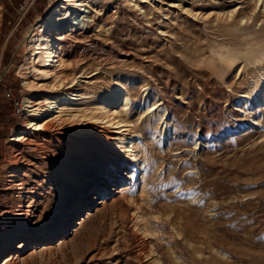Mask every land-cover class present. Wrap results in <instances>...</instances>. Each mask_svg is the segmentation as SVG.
<instances>
[{
	"label": "rangeland",
	"instance_id": "rangeland-1",
	"mask_svg": "<svg viewBox=\"0 0 264 264\" xmlns=\"http://www.w3.org/2000/svg\"><path fill=\"white\" fill-rule=\"evenodd\" d=\"M21 1L0 0V188L11 139L45 110L27 100L76 97L50 106L43 124L69 131L62 145L16 148L33 195L6 250L89 200L61 236L13 264H264V0H90L73 24L60 19L69 30L49 63L27 43L59 0H33L20 16ZM117 87L127 105L104 106ZM103 172L104 193L90 196Z\"/></svg>",
	"mask_w": 264,
	"mask_h": 264
},
{
	"label": "bare ground",
	"instance_id": "bare-ground-1",
	"mask_svg": "<svg viewBox=\"0 0 264 264\" xmlns=\"http://www.w3.org/2000/svg\"><path fill=\"white\" fill-rule=\"evenodd\" d=\"M90 3H91L90 0H59L49 10V12L43 16V21L37 25L34 35L29 39L27 43L31 51L38 52V57L42 63L48 62L52 60L53 58H56L58 60L60 59L62 38H63V35L69 30L68 27H64L61 24L60 19L64 18L68 21L69 24H73L75 19H79L80 14L85 13V10L87 9V7L89 8L91 7ZM80 19H84V17ZM30 57H32V55H30L29 53L28 60L30 59ZM25 66H28V64H25ZM122 79H123L122 83L129 85V86L130 85L132 86L136 84L137 82V80L132 78V76L125 77ZM26 86L29 87L30 84H27ZM123 90L124 89L122 87H117V88H113L109 90V92L103 95L101 99L102 101L101 103L104 106H108L109 104L112 105L113 103L114 104L117 103L121 105V107L126 106L127 101L124 98L125 93H123ZM73 97H76L74 96L73 93H65L63 95L52 97L51 99H44L43 101L39 103H34L33 101H30V99L27 100V103L29 104L28 108H33L36 105H41V108L44 107L45 110L40 112L39 114L36 113L37 112L36 110H31L30 112L32 114L37 115V117L34 118V116H30L31 117L30 119L32 118L34 119L27 122V125H28L27 131H25L22 135L16 134L11 139V141H13V144L10 146V149L8 151L9 153L7 156V162L9 163V170L6 172L5 176L3 177L4 179L2 178L3 182H1L2 185L0 188V200L2 201L4 200L6 204L3 210L0 212V217L3 220L2 228L0 232V260L5 255L7 254L9 255L7 259L4 260L5 264H9V263L13 264L15 261H18L19 259H22V258L26 260L28 255L31 256L35 253V251L32 250V248L38 242L51 241L53 238L61 236L62 233L65 231V228L68 227L74 221L76 216L80 215L81 213L80 211L82 207L84 206V203L89 200V196H85L83 199H81V202L75 208H73L72 211H70L69 215L63 219V221L57 228L51 229L49 231H45L41 234L32 233L29 236H27L20 244H18L11 252L6 250L5 242L7 240L6 237L9 235L8 233H6V231L10 230L8 228L11 224L13 225L15 224V227L24 225L25 219H26L24 217L26 214L29 213V209H28V206L24 207L21 201L23 202L28 201L31 198L29 195L31 194L33 195L32 193L33 190L32 191L26 190V192H23V185L26 183L25 174H24L25 166L27 165V164L25 165V160H26L25 154L26 153L25 152H24L25 154L21 152L19 153L16 150V148L17 147L22 148L23 150V149H28L29 147L33 146L34 147L33 149L36 152L38 150L49 151V149L54 147L55 144L62 145V140L64 142L67 140L66 138L70 134L69 131L67 130L62 131L60 129L53 130L51 125H49L48 122L45 125L43 124L48 120L49 111L51 110L50 106L53 105L52 107H56V109L60 110L61 106L67 101H71ZM49 100H51V102ZM77 130L83 136H85V138L87 139L89 143L96 142L100 145L110 146L114 142V138L112 137V135L110 136L109 134H104V132L103 133L94 132L93 129L91 128H78ZM40 141H43L44 143H40ZM68 143L72 144L70 143V141ZM108 153H109V150H108ZM117 169L120 171L119 165H117ZM105 174L106 172H103L95 176L94 183L95 182L98 183L99 184L98 187L99 186L100 187L95 188L92 191L93 193L90 196H93L96 192H100V194L104 193L105 190L103 189V186L107 184L106 182L108 178L107 176H105ZM114 177H115L114 179H118L120 176H114ZM128 179L130 178L128 177ZM91 185L92 184L88 183V186H91ZM19 193L22 194V197L24 199L20 200L21 195H19ZM12 196H15V197L18 196L17 199L20 200L19 205L17 203V205L12 206L13 205ZM102 203L104 204V202ZM90 205H93V203H91ZM90 216L93 217L94 215L90 214L89 212L87 215V219ZM85 221L86 220L84 219L79 224H77L78 228L77 227L75 228L73 232L74 235L80 229V226H82ZM64 243L65 241L63 239H60L57 246L58 247L63 246ZM42 247L43 248L41 249V251H47L51 248L48 245L47 246L44 245ZM27 252H29V254H27L26 257H23L24 255H26Z\"/></svg>",
	"mask_w": 264,
	"mask_h": 264
},
{
	"label": "built area",
	"instance_id": "built-area-1",
	"mask_svg": "<svg viewBox=\"0 0 264 264\" xmlns=\"http://www.w3.org/2000/svg\"><path fill=\"white\" fill-rule=\"evenodd\" d=\"M32 3H33V0H22L18 5L17 14L20 16L24 15Z\"/></svg>",
	"mask_w": 264,
	"mask_h": 264
}]
</instances>
